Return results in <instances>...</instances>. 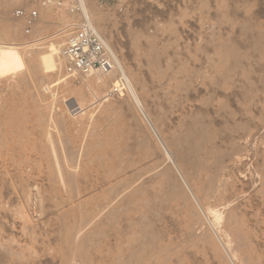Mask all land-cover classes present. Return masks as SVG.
Here are the masks:
<instances>
[{
    "label": "rangeland",
    "instance_id": "obj_1",
    "mask_svg": "<svg viewBox=\"0 0 264 264\" xmlns=\"http://www.w3.org/2000/svg\"><path fill=\"white\" fill-rule=\"evenodd\" d=\"M84 3L103 18L94 24L135 94L124 79L111 94L117 70L97 98L88 77L30 68L65 43L79 0H0V44L18 43L26 61L0 78V264H264V0ZM19 9L39 12L31 34ZM191 125L205 137L198 163L216 173L237 248L173 151ZM158 154L181 190L146 176V204L121 192L126 171Z\"/></svg>",
    "mask_w": 264,
    "mask_h": 264
},
{
    "label": "bare ground",
    "instance_id": "obj_2",
    "mask_svg": "<svg viewBox=\"0 0 264 264\" xmlns=\"http://www.w3.org/2000/svg\"><path fill=\"white\" fill-rule=\"evenodd\" d=\"M79 2L84 8L85 16L88 17L89 20L93 24H94V19H95V21H98L99 23L102 22L103 18H101L100 15L94 16L93 19L91 18L89 8L86 7L84 0H79ZM0 12H1V10H0ZM16 13H17V11H16ZM37 20H38V18L36 19V21ZM94 26H95L97 32L100 34V36H102L106 46L110 50V52L114 58V66L109 72H107L103 75L100 73H97V72H93L92 74L88 75L87 77L89 79L87 80V82H85V85L87 86L88 89H91L97 95V98H98V96L100 94H102L104 92V90L108 87V84L110 83L109 81L111 80V78L113 77V75L116 73V70H117V72H119L121 78L125 80L126 84L130 88V89L129 88L128 89L130 91H132V87H131L132 84H131V82H130L127 74H126V70L124 69V66H122V64L119 61L115 51L113 50L109 41L106 39V37L104 35L105 34L104 31L106 30V28L104 27L101 30L99 26H96L95 24H94ZM15 37H16V30L14 28V30H12V33L9 35V38H11L13 40V39H15ZM59 42H61V41H59ZM59 46H60L59 43L57 45L51 44L49 47L45 48L44 51L42 50L43 51V52L41 51L42 53L40 52L41 55L39 58H38V56L30 58L28 60L29 61L28 64H29L30 68H32L34 70L45 69L46 71H48V70L49 71H58L60 66H61V68H63V70H64L63 59L59 54V52H60L58 49ZM39 49H41V48H39ZM52 50L55 51L56 55H54V52ZM60 64H62V65H60ZM25 65H26V61H25L24 56L22 55V51H21V48H20L18 43H16V42H3L0 44V78L15 75L20 70H22ZM109 74H113L111 78H110L111 75L108 76ZM131 94H135V93L133 92ZM103 97H106V96H103ZM142 141L145 142L146 140L143 139ZM204 141H205V137L201 134L198 127L196 125H193V126L191 125L187 129V131L173 137L172 148L178 157V163L182 169L183 174L185 175V178L191 182L196 194L199 195L201 197V199H203L205 202H207L206 201L207 198H210L213 200L215 199L216 210H217L219 217L222 221V226H223L224 230L227 233H229V236H231L232 241H234L238 245V246H235V248H237L240 245H239L238 240H237L238 237L236 238V236L234 235V229L232 228V225L229 223L230 220H229V213H228V205L224 199L218 198L219 195H218V190H217L216 173L213 172L211 169H209L207 166H204V165L198 163L199 151L201 148V144ZM147 142H148V140H147ZM149 145L150 144H148V146ZM144 147L146 148L147 146L144 145ZM150 148H152V147H149V149ZM145 150H147V148L143 149L144 152H145ZM146 152H148V150ZM146 152H145V154H146ZM150 152H151V150H150ZM147 154H146L147 158L151 159L150 157H153V156H150L151 153H150L149 157L147 156ZM154 154H155V156L157 155L156 153H154ZM158 156H157L158 159H155L156 158L155 157L154 159H152L153 161L151 160V163L149 165L145 166L144 168H141L140 167L141 165L139 166L136 163L141 168V170L139 168L135 169L138 171H133L131 169L132 172L129 173L131 171L129 169L130 171L129 172L126 171L127 174L125 173L127 176L125 174H123V176L125 175L126 177L124 179H120V181L117 178L119 176H120V178L121 177L123 178V176H121L119 174H118L119 175L118 176L117 174H115L116 172L114 174L111 173V175H114V176L117 175L116 181L117 180L119 181V182H117V185L120 186V191L125 193V194L131 193L134 191L137 195L141 196V199H144V203L146 204L147 203L146 200H148V198H147V194H146V189L143 186V182H144L143 179L146 176L150 180L155 181L157 184H160L161 189L165 190L166 192H174L175 190H181V186L175 177V173H174L173 168H170L167 165V163L165 162V159L163 157H160L159 154H158ZM56 157H57V154H56L55 158ZM217 157H218V160L221 161V157L218 154H217ZM58 158H62V156L58 157ZM58 158L55 159V160H57V162H58ZM67 159L72 160L73 158L67 157ZM67 159L63 158V162H60L61 160L59 159L58 163H60V164H58L55 160L54 161H55V163L58 164V168H59L61 163L63 164L66 162L67 163L71 162V161H67ZM130 161H129V163L132 162V164H133L134 160L131 162ZM149 161L147 160V163L146 162L145 163L148 164ZM123 162L125 163V161H123ZM127 163L128 162L126 161V164ZM57 164H55V165L57 166ZM126 164L124 166H126ZM134 164H135V161H134ZM136 164L134 165V167H132L130 165V168L131 167L135 168L137 166ZM66 165H68V164H66ZM66 165H65V167H66ZM142 165H143V163H142ZM62 166L63 165H61L60 167L62 168ZM127 166H128V164H127ZM74 167H76V165H74ZM126 167H124V168H126ZM117 170L121 171L122 169L117 168ZM73 172H71V173H73ZM73 177L70 180L71 183H73V182L75 183V181L72 182ZM169 177H174V178L172 179ZM73 180H75V179H73ZM182 195L187 200L184 192H182ZM138 240H139V232L137 231L133 234L132 242H136Z\"/></svg>",
    "mask_w": 264,
    "mask_h": 264
},
{
    "label": "built area",
    "instance_id": "obj_3",
    "mask_svg": "<svg viewBox=\"0 0 264 264\" xmlns=\"http://www.w3.org/2000/svg\"><path fill=\"white\" fill-rule=\"evenodd\" d=\"M82 16L70 25V31L65 43L59 49L63 59V67L67 77L76 83H81L93 72L105 74L114 66V58L106 46L102 36L97 32L94 24L85 16ZM17 17L26 22V34H31L33 25L39 17L37 10L19 9ZM119 82L115 83L111 90L112 95L122 92Z\"/></svg>",
    "mask_w": 264,
    "mask_h": 264
}]
</instances>
